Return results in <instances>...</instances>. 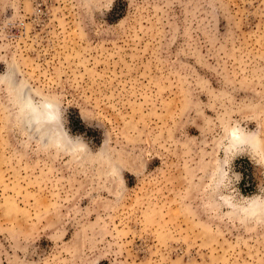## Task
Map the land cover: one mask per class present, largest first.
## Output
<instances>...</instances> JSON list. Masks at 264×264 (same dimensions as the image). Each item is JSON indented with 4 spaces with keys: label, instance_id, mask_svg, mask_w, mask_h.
Masks as SVG:
<instances>
[{
    "label": "rangeland",
    "instance_id": "rangeland-1",
    "mask_svg": "<svg viewBox=\"0 0 264 264\" xmlns=\"http://www.w3.org/2000/svg\"><path fill=\"white\" fill-rule=\"evenodd\" d=\"M0 264H264V0H0Z\"/></svg>",
    "mask_w": 264,
    "mask_h": 264
},
{
    "label": "bare ground",
    "instance_id": "bare-ground-1",
    "mask_svg": "<svg viewBox=\"0 0 264 264\" xmlns=\"http://www.w3.org/2000/svg\"><path fill=\"white\" fill-rule=\"evenodd\" d=\"M50 106H51V104L50 103H46L43 107H44V109H43V111H42V116H43V119L45 120V121H48L49 120V118L50 117H52V112L49 110V109H47V107L48 108H50ZM37 110V109H36ZM38 111V110H37ZM43 119H42V121H43ZM39 120V119H38ZM50 122V121H49ZM42 123V122H41Z\"/></svg>",
    "mask_w": 264,
    "mask_h": 264
}]
</instances>
